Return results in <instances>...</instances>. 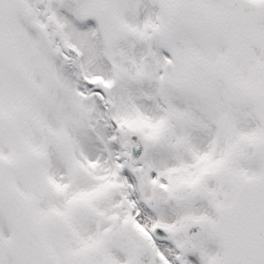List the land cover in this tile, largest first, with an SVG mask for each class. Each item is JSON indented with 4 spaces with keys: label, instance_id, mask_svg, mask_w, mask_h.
<instances>
[{
    "label": "snow or ice",
    "instance_id": "6c2138e0",
    "mask_svg": "<svg viewBox=\"0 0 264 264\" xmlns=\"http://www.w3.org/2000/svg\"><path fill=\"white\" fill-rule=\"evenodd\" d=\"M0 264H264V0H0Z\"/></svg>",
    "mask_w": 264,
    "mask_h": 264
}]
</instances>
